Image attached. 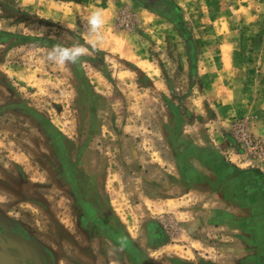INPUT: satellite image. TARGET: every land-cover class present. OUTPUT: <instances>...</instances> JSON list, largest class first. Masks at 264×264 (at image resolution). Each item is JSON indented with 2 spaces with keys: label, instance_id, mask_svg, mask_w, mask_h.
I'll return each instance as SVG.
<instances>
[{
  "label": "rangeland",
  "instance_id": "374dc122",
  "mask_svg": "<svg viewBox=\"0 0 264 264\" xmlns=\"http://www.w3.org/2000/svg\"><path fill=\"white\" fill-rule=\"evenodd\" d=\"M171 1L177 10L168 0H0V217L33 228L61 264L96 263L75 247L80 196L96 190L131 226L151 218L136 208L146 156L168 159L170 141L177 196L182 178L214 173L213 156L202 164L190 151L260 161L232 130L244 120L264 144L258 115L227 110L239 91L264 87V0ZM196 193L188 204H207ZM163 229L171 245L184 242L182 228Z\"/></svg>",
  "mask_w": 264,
  "mask_h": 264
},
{
  "label": "crops",
  "instance_id": "0c3cea01",
  "mask_svg": "<svg viewBox=\"0 0 264 264\" xmlns=\"http://www.w3.org/2000/svg\"><path fill=\"white\" fill-rule=\"evenodd\" d=\"M65 19L69 23L71 18ZM78 22L79 20L76 19L73 22L74 26L78 25ZM262 89L264 90V87L239 91V101L236 104L238 106L232 111H227L240 113L241 116L246 113L258 115L255 135L264 138V91ZM231 116L234 115L228 116L227 123L226 121L223 123L227 131L230 129L228 123H231ZM227 134L222 132L221 135H216L217 145L226 142ZM168 136L171 137L170 134ZM171 142L173 145L168 159L165 156L162 157L161 153L158 154V160L154 153L152 156H146V168L149 169V174L146 176L144 174L142 177L147 180L145 182L148 186L144 182L136 208H139L141 202L144 210L152 216L143 225L131 226L122 217L118 218V214L114 213L109 204L101 203L103 198L96 193V190L88 195L89 202L95 203L97 216L105 218L110 224L115 222L117 229L124 230L136 246L137 253L134 257H124L123 252L112 241L100 233L97 234L96 230L80 229L78 244H75L79 257H82L80 253L95 255L93 257L96 263H88L80 258L79 261L73 260V264H113V262L116 264H264V228H262L264 227V162L254 161L251 167H240L223 157L225 151H222L223 156L212 148L213 151L208 148L202 150L204 156L196 150L190 151L188 155L194 156L200 163H202L200 157L209 160V157L213 156L214 164L211 167L214 173L206 178L198 175L192 179L182 178L184 193L177 196L178 181L175 171L177 147L173 141L169 143ZM193 152L196 155H193ZM215 164L217 169L213 167ZM166 166L168 170L161 176V170H164ZM195 167L196 165L192 166V168ZM171 169H174V174ZM196 191H203L201 195H208L207 204L199 208L188 204V201L192 199L190 197L197 196ZM187 198H189L188 201ZM196 210L200 213L198 214ZM183 217L185 219L181 220ZM11 221L22 227L11 228L12 230L30 232L40 246L49 249L52 264H61L56 260L51 247L38 236L33 228L27 227L19 220ZM139 228H142V231ZM163 228H182L185 234L184 242L171 245L167 242L170 240L168 232ZM8 236L6 244H0V264H48L47 257L42 255L35 245H28L13 232H10ZM147 247L152 248L151 257L154 258H147ZM166 247L171 252L164 262H160L163 259V253L160 251ZM157 255H160V258H157Z\"/></svg>",
  "mask_w": 264,
  "mask_h": 264
},
{
  "label": "flooded vegetation",
  "instance_id": "af4514ba",
  "mask_svg": "<svg viewBox=\"0 0 264 264\" xmlns=\"http://www.w3.org/2000/svg\"><path fill=\"white\" fill-rule=\"evenodd\" d=\"M84 195V194H83ZM79 206L82 209L78 210V228L81 230H88V229H94L95 232L98 234H102L107 239L112 241L118 249H120L124 257L127 256H133L137 253L136 246L133 244V242L130 241L129 237H127L124 230L117 229V225H115L113 222L110 224L105 220V218L101 216H97L95 212V203L89 202L88 198L86 196H80L79 197ZM5 222V223H3ZM17 224V225H16ZM263 226V225H262ZM10 228V229H9ZM11 228H22L18 225L16 222H10L6 221L2 218H0V244L4 245L8 241V238L10 235V232H13L15 236H17L20 240L26 241L28 245H35L38 251L47 257L48 264H52V258H50V251L46 247L40 246L35 240L34 237L31 235L28 231H18V230H12ZM264 228V227H262ZM31 247V246H30ZM34 247V246H33ZM32 248V247H31ZM34 249V248H33ZM126 254V255H125ZM130 257V258H131ZM43 262V259H41Z\"/></svg>",
  "mask_w": 264,
  "mask_h": 264
},
{
  "label": "built area",
  "instance_id": "2783aa9c",
  "mask_svg": "<svg viewBox=\"0 0 264 264\" xmlns=\"http://www.w3.org/2000/svg\"><path fill=\"white\" fill-rule=\"evenodd\" d=\"M233 133L239 146L247 153L255 158L256 160H260L263 162L264 160V144L256 140L249 132L247 123L242 121H236L233 124Z\"/></svg>",
  "mask_w": 264,
  "mask_h": 264
},
{
  "label": "trees",
  "instance_id": "16d2710c",
  "mask_svg": "<svg viewBox=\"0 0 264 264\" xmlns=\"http://www.w3.org/2000/svg\"><path fill=\"white\" fill-rule=\"evenodd\" d=\"M167 3L169 4V6H171V7L174 8L175 10H177L178 7H177L176 4H174L171 0H168ZM150 10L153 11L152 8H150ZM164 16H165L166 18L172 20V17H170L169 15H164Z\"/></svg>",
  "mask_w": 264,
  "mask_h": 264
}]
</instances>
